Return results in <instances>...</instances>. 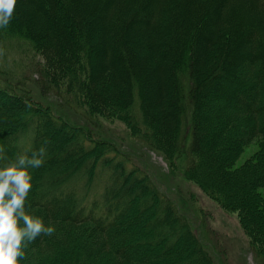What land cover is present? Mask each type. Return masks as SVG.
I'll return each instance as SVG.
<instances>
[{"label": "trees", "instance_id": "trees-1", "mask_svg": "<svg viewBox=\"0 0 264 264\" xmlns=\"http://www.w3.org/2000/svg\"><path fill=\"white\" fill-rule=\"evenodd\" d=\"M23 44L41 58L47 92L92 126L125 121L172 170L238 211L264 264V0H17L0 61ZM20 82L0 77V165L48 141L26 209L55 228L21 264H216L175 198L113 142L36 107ZM214 96L227 109L211 118ZM143 212L162 231L136 232Z\"/></svg>", "mask_w": 264, "mask_h": 264}, {"label": "rangeland", "instance_id": "rangeland-1", "mask_svg": "<svg viewBox=\"0 0 264 264\" xmlns=\"http://www.w3.org/2000/svg\"><path fill=\"white\" fill-rule=\"evenodd\" d=\"M18 47L16 51L7 54L5 58L7 60L0 61V64L4 62L8 67L15 66V75L11 72L0 73V77L8 76L16 81L20 80L24 88L30 89L33 94L36 107L53 108L59 114L58 116L62 117L61 115L64 114L73 124L91 129L94 131L93 140L101 137L113 142L135 166L149 174L157 189L170 194L178 201L183 214L186 213L190 217L194 233L204 241L206 247L213 254L216 264H261L260 259L255 255L253 243L242 225L238 211L227 210L198 183L189 180L183 171L175 168L172 170L165 157L153 150L146 142L135 137L125 121L121 119L107 120L98 116L99 126L89 124L85 112L83 114L82 111L79 112L70 107L54 93L53 95L51 92H47L48 90L46 91L42 86L43 83L41 85L38 73L41 63L40 56L27 44ZM13 83L15 84V82ZM222 102L223 96L212 97L209 100V106H205L203 113L214 118L219 108L227 109V106ZM94 122L97 123V121ZM214 129L215 126L212 131ZM257 147L256 143L250 148L253 151ZM249 150L246 153H250ZM244 191L246 192V190ZM249 193L248 195H250ZM142 204L141 202L140 205ZM149 219L148 214L143 212L141 217L132 222V227L138 233H147L146 231L150 230V233L155 234V232L162 231L160 227L149 223ZM135 235L137 237L138 234Z\"/></svg>", "mask_w": 264, "mask_h": 264}, {"label": "clouds", "instance_id": "clouds-1", "mask_svg": "<svg viewBox=\"0 0 264 264\" xmlns=\"http://www.w3.org/2000/svg\"><path fill=\"white\" fill-rule=\"evenodd\" d=\"M17 0H0V28H7ZM47 144L25 150L0 165V264H21L25 249L41 235L52 236L55 228L45 225L42 217L26 209L32 189V169L43 166ZM30 151V155H29ZM0 147V160L4 159Z\"/></svg>", "mask_w": 264, "mask_h": 264}]
</instances>
